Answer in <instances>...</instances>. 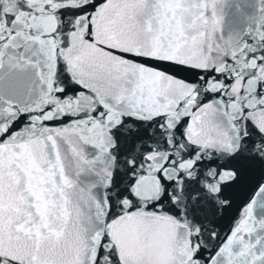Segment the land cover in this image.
Returning <instances> with one entry per match:
<instances>
[{"label": "snow or ice", "instance_id": "snow-or-ice-1", "mask_svg": "<svg viewBox=\"0 0 264 264\" xmlns=\"http://www.w3.org/2000/svg\"><path fill=\"white\" fill-rule=\"evenodd\" d=\"M0 264H264V0H0Z\"/></svg>", "mask_w": 264, "mask_h": 264}]
</instances>
